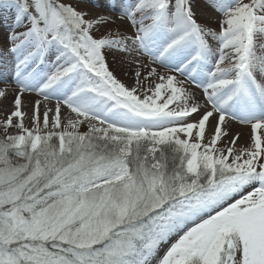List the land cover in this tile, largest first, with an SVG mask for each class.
Listing matches in <instances>:
<instances>
[{
	"label": "snow or ice",
	"instance_id": "6c2138e0",
	"mask_svg": "<svg viewBox=\"0 0 264 264\" xmlns=\"http://www.w3.org/2000/svg\"><path fill=\"white\" fill-rule=\"evenodd\" d=\"M0 84V264H264V0H0Z\"/></svg>",
	"mask_w": 264,
	"mask_h": 264
},
{
	"label": "bare ground",
	"instance_id": "6f19581e",
	"mask_svg": "<svg viewBox=\"0 0 264 264\" xmlns=\"http://www.w3.org/2000/svg\"><path fill=\"white\" fill-rule=\"evenodd\" d=\"M118 59H119V58H117V61H118ZM109 63H110V65H112L114 71H116V72H118V73L120 74L121 79H123L124 81H127L128 78H131V79H133V80L135 81L134 71H133V70H131V69H126V68L122 67L118 62L114 63V62L112 61L111 58H109ZM160 70H161V71H164L163 68L160 69ZM142 71H143V72L145 73V75H146L147 70H146V69H142ZM125 73H127V74H125ZM2 87H4V85H3V84H0V88H2ZM12 88H15V85H14V84H13L12 87L9 89V94H8V96H7V99H2V100H0V120L3 119L2 116L5 117L6 114L12 110V108L9 107V105L12 104V101H11V100L14 99V92L12 91ZM195 91H196V93H197V97L200 98V92H199V90H195ZM32 95H36V94H35V93H31V94H27V93H26V94L24 95V97H23V102H24V104L27 103V100L25 101V99H27L28 97H31ZM11 98H12V99H11ZM39 99H42V98L39 97ZM201 102H202V100H201ZM50 103H51L52 105H54L55 101L53 100V101H51ZM1 105H2V106L5 105L6 107L3 108V107H1ZM25 105H26V104H25ZM43 110H44V109H43V106H42V107H41V112H43ZM62 112H64L65 114H67V110H66V109H62ZM28 117H29V116H28ZM28 117H26V122H28ZM231 128H234V129H236L238 132L241 133V138H240V140L238 141V145H245V144L248 142V132H249V130H248L247 128L242 127V126H240V125H238V124H235V123H233V124L231 125Z\"/></svg>",
	"mask_w": 264,
	"mask_h": 264
},
{
	"label": "rangeland",
	"instance_id": "374dc122",
	"mask_svg": "<svg viewBox=\"0 0 264 264\" xmlns=\"http://www.w3.org/2000/svg\"><path fill=\"white\" fill-rule=\"evenodd\" d=\"M115 73L118 76V78L121 79L120 74L118 72H116V71H115ZM121 80H122V82H124L128 86H133L134 85V80L131 79V78H128L127 81H124L123 79H121ZM36 99H39V97L37 95H32L31 97H28L27 99H25V101L27 100V103H25L26 105L23 104V109L22 110L25 111L26 113H28L29 117L32 114V103ZM11 101H13V100H11ZM1 107L5 108L6 106L5 105H3V106L1 105ZM9 107L12 108V104H10ZM2 117H3V119L5 118L4 116H2ZM231 132L235 133V132H238V131L236 129H234V128H231ZM248 134H249V132H248ZM239 146H243V145H239Z\"/></svg>",
	"mask_w": 264,
	"mask_h": 264
}]
</instances>
